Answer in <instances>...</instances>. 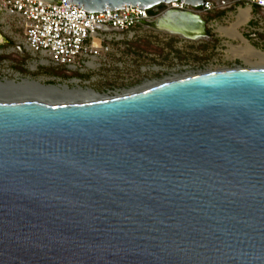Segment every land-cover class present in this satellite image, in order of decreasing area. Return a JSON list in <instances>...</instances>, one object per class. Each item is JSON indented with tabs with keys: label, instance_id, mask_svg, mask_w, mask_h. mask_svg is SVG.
I'll return each mask as SVG.
<instances>
[{
	"label": "water",
	"instance_id": "1",
	"mask_svg": "<svg viewBox=\"0 0 264 264\" xmlns=\"http://www.w3.org/2000/svg\"><path fill=\"white\" fill-rule=\"evenodd\" d=\"M64 1L157 14L206 0ZM141 24L210 40L190 12ZM0 264H264V68L67 103L0 98Z\"/></svg>",
	"mask_w": 264,
	"mask_h": 264
},
{
	"label": "built area",
	"instance_id": "2",
	"mask_svg": "<svg viewBox=\"0 0 264 264\" xmlns=\"http://www.w3.org/2000/svg\"><path fill=\"white\" fill-rule=\"evenodd\" d=\"M170 10L199 15L205 21L207 31L225 37L218 29L227 28L224 24L229 20L236 22L245 15L247 20L242 25L245 35H264V1L260 0H206L199 8L174 1L161 5L157 14L135 7L116 12L88 13L64 0L53 3L45 0H0V33L11 45L6 53L28 57L25 64L29 72L53 69L67 78L86 77L109 68L112 57L118 58L147 33L164 34L183 41L180 36L154 31L141 24L143 21L152 22ZM220 12L224 14L218 16ZM3 53L0 50V55ZM6 63L3 61L1 66L5 67ZM174 71H179V68ZM189 75L176 74L168 79ZM46 79L53 80L54 77ZM71 80L81 82L80 78Z\"/></svg>",
	"mask_w": 264,
	"mask_h": 264
},
{
	"label": "rangeland",
	"instance_id": "3",
	"mask_svg": "<svg viewBox=\"0 0 264 264\" xmlns=\"http://www.w3.org/2000/svg\"><path fill=\"white\" fill-rule=\"evenodd\" d=\"M233 20L224 24L229 28ZM209 41H190L166 37L164 34L147 33L126 48L118 58L112 57L109 68L92 74L91 76L78 77L81 79L79 87L90 89L101 97H107L117 93L134 92L142 88L145 83H160L162 80L173 77L176 74H196L198 72L216 71L234 68L258 67V64L246 62L238 56L235 47L238 42L228 36H219L209 30ZM238 32L250 46L264 53V35L246 36L244 28L240 26ZM0 46L4 53L0 55V80L21 82V79L38 81L43 79L44 86H59L68 84L70 90L77 87L69 84L73 77H63L60 72L53 69L29 72L26 68V55L18 53H6L11 45ZM6 53V54H5ZM6 61V66L1 63ZM252 63V64H251ZM179 68V71L176 70ZM183 67V69H181ZM52 78L48 80L46 78ZM61 78V80H56ZM94 78V80H92ZM64 81L66 83H64ZM88 82V83H86Z\"/></svg>",
	"mask_w": 264,
	"mask_h": 264
},
{
	"label": "bare ground",
	"instance_id": "4",
	"mask_svg": "<svg viewBox=\"0 0 264 264\" xmlns=\"http://www.w3.org/2000/svg\"><path fill=\"white\" fill-rule=\"evenodd\" d=\"M246 20L247 16L241 15V18L233 23L229 28H219L218 30L223 32L232 40L238 42V45L235 47L238 56H240L246 62H252L253 64L255 62V64H258V67L252 66V68H264V53L250 46L243 36L238 32V28L242 26ZM42 81L43 79H39L38 81L22 79L21 82L17 83L13 80H0V98L6 100H42L52 103H67L101 97L90 89L80 88L78 86L79 82L76 80H71L69 82V84H73L77 87L73 90L69 89L68 84L61 86H44ZM166 81H169V79L162 82ZM156 84L159 83H145L142 88L134 92L147 89ZM134 92H126L123 94Z\"/></svg>",
	"mask_w": 264,
	"mask_h": 264
},
{
	"label": "trees",
	"instance_id": "5",
	"mask_svg": "<svg viewBox=\"0 0 264 264\" xmlns=\"http://www.w3.org/2000/svg\"><path fill=\"white\" fill-rule=\"evenodd\" d=\"M224 14V12H220L219 14H218V16H222ZM7 45H10V42H7L6 43Z\"/></svg>",
	"mask_w": 264,
	"mask_h": 264
}]
</instances>
